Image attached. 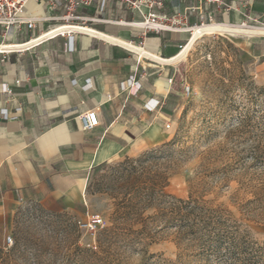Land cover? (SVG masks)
<instances>
[{"label":"rangeland","instance_id":"1","mask_svg":"<svg viewBox=\"0 0 264 264\" xmlns=\"http://www.w3.org/2000/svg\"><path fill=\"white\" fill-rule=\"evenodd\" d=\"M247 26L264 27L252 21ZM253 39L264 50V36L213 33L196 39L173 64L177 94L166 109L169 139L96 166L82 213L34 201L14 208L0 228V264H264V54L252 53ZM140 158L149 170L164 172L165 194L222 209L236 240L197 244L149 219L134 224V234L123 232L129 223L116 219V199L128 187L126 170L138 164L126 159ZM155 213L145 209L144 220ZM87 215L103 220L95 233L77 225Z\"/></svg>","mask_w":264,"mask_h":264},{"label":"crops","instance_id":"2","mask_svg":"<svg viewBox=\"0 0 264 264\" xmlns=\"http://www.w3.org/2000/svg\"><path fill=\"white\" fill-rule=\"evenodd\" d=\"M110 1L109 8L101 9V0H93L78 9L77 14L90 19L79 25L165 59L178 53L190 33L143 30L136 23L150 11L178 19L180 29L201 22L252 21L264 26V0H227L229 10L204 4L197 13L189 11L194 0H164L161 8L144 6L141 12L126 2L120 6L121 0ZM47 4L48 0H31L29 13H65L64 0H56L52 10ZM57 24L62 22L38 23L32 33L9 32L5 38L0 35V43H25ZM260 42L251 40L252 53L264 54ZM173 68L83 33L35 42L24 52L8 54L0 64V228L14 208L27 202L82 213L93 168L165 143L166 109L177 94L165 79ZM6 86L10 93L2 91ZM154 102L158 105L150 110L147 104ZM2 108L9 119L2 118ZM90 110L97 111L98 125L82 131L78 117Z\"/></svg>","mask_w":264,"mask_h":264},{"label":"trees","instance_id":"3","mask_svg":"<svg viewBox=\"0 0 264 264\" xmlns=\"http://www.w3.org/2000/svg\"><path fill=\"white\" fill-rule=\"evenodd\" d=\"M133 161L138 164L126 170L128 187L121 193L123 195L116 199L118 202L115 204L116 219L129 223L126 229L121 228L126 230L123 232L134 234L132 229L134 224L149 219L152 224L160 223V229L173 228L180 235L197 244L203 242L216 244V242L222 243L227 240L230 245L236 240L232 222L222 209L213 208L205 201L191 196L183 200L165 194L163 189L166 186L167 177L164 172L149 170L143 165L142 158L126 159V163ZM150 207L155 208L156 213L144 220L143 211ZM145 229L146 227L143 232ZM143 232L140 230L139 233ZM116 234L118 233L114 236H117ZM123 235L126 234L123 233Z\"/></svg>","mask_w":264,"mask_h":264},{"label":"built area","instance_id":"4","mask_svg":"<svg viewBox=\"0 0 264 264\" xmlns=\"http://www.w3.org/2000/svg\"><path fill=\"white\" fill-rule=\"evenodd\" d=\"M31 0H0V35L2 38H5L9 32L13 34L18 33H32L36 30L38 23L51 22L55 20H59L62 22V25L66 26H76L80 24H85L90 21L87 17L77 14L78 9L85 8L89 6L93 0H64L65 2V13L60 17H36L32 16L29 13L28 3ZM38 1V0H33ZM164 0H121L120 6H122V2H126L129 6L139 12H141V7H148L149 9H153L154 7L161 8ZM194 5L189 7V11L191 12H201L204 4H215L218 6H223L226 10H229L231 6L227 3V0H194ZM56 0H48L47 8L48 10H52L55 7ZM113 2L110 0H101V9L103 7L109 8L112 7ZM205 24H209L208 22H201L198 25L186 26L184 28H178V19L168 18L163 14L155 13L150 11L146 15H143V20L139 23H136L138 27H141L143 30H168V31H185L191 33L192 30L197 26H204ZM241 26H247V21H243L240 23ZM48 29V28H47ZM47 29L44 32H47ZM77 31L73 30H64L56 32L55 34L46 37L38 42L46 41L52 39L57 36L68 37L71 38ZM37 38V37H35ZM31 41L28 39L27 42ZM25 42V43H27ZM25 43L15 44V43H0L4 44L3 48H0V64L7 58V55L13 52H24L29 49L28 46H24ZM15 45H21L24 47L14 48ZM167 83H172V78L168 77L165 79ZM19 80H15L16 84H19ZM135 86L138 85V82L134 83ZM4 93H10L11 89L6 86L2 89ZM189 87H185L184 93L189 94ZM158 102H154L151 106L147 104V107L150 110H153L157 107ZM20 110V109H17ZM2 118L7 120L9 119V114L6 108L1 109ZM78 121L80 124V128L82 131H90L94 129L98 125V117L96 110H90L78 117ZM165 128H170V123H165ZM77 225L80 230L89 231L91 233H95L103 226L102 218L98 216H89L87 215L85 220H78ZM5 243L10 245L12 243V238L10 236L6 237Z\"/></svg>","mask_w":264,"mask_h":264},{"label":"bare ground","instance_id":"5","mask_svg":"<svg viewBox=\"0 0 264 264\" xmlns=\"http://www.w3.org/2000/svg\"><path fill=\"white\" fill-rule=\"evenodd\" d=\"M64 30H73L77 31L76 33H83L91 36H95L101 39H104L108 42H112L115 44H118L122 47H124L126 50L138 53L140 57H149L159 63H165V64H175L179 62L182 58L185 57L186 53L192 46V44L198 39L199 37L205 35V34H231V35H244V36H264V27H244L241 25H228V24H221V23H209L205 24L204 26H197L195 27L192 32L190 33V37L188 41L185 43L184 46H182L178 53L174 55L171 58H161L157 55H152L147 53L145 50L142 49V47L131 44L129 42L123 41L121 39H118L117 37H112L110 35L100 33L93 28H90L88 26H66L62 24H57L54 26H51L49 29H47V32L41 33L37 38L31 39V41L24 44V46H28L32 43H35L37 41H40L46 37H49L56 32L64 31ZM4 44L1 45L0 48H3ZM21 45H15L14 48L24 47Z\"/></svg>","mask_w":264,"mask_h":264}]
</instances>
